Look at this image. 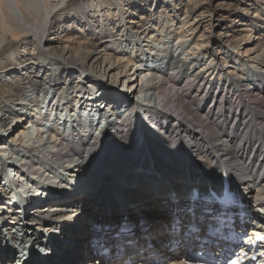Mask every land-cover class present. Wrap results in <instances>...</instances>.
<instances>
[{"label":"bare ground","instance_id":"obj_1","mask_svg":"<svg viewBox=\"0 0 264 264\" xmlns=\"http://www.w3.org/2000/svg\"><path fill=\"white\" fill-rule=\"evenodd\" d=\"M0 161V264L47 251L48 219L81 225L109 188L127 195L107 211L111 252L81 241L68 264H180L158 203L171 190L143 167L231 172L264 198V0H0Z\"/></svg>","mask_w":264,"mask_h":264},{"label":"rangeland","instance_id":"obj_2","mask_svg":"<svg viewBox=\"0 0 264 264\" xmlns=\"http://www.w3.org/2000/svg\"><path fill=\"white\" fill-rule=\"evenodd\" d=\"M175 57L177 58L178 55L175 56ZM176 58H175V59H176ZM145 71H146V70H145ZM146 72H147V71H146ZM102 126H103V125H102ZM102 126H101V129H103V127H104V126H103V127H102ZM101 129H100V130H101ZM100 130H99L98 132H96L95 135H97V134L100 132ZM170 135H172V133H171ZM171 138H172V136H171ZM92 141H93V139H92ZM92 141H91V142H92ZM92 152H93V150H92ZM93 153H94V152H93ZM81 154H82V153H81ZM83 155H84V153H83ZM88 155H89V157L92 156V155L89 154V153H88ZM239 160H241V159L239 158ZM0 162H1V161H0ZM1 165H2V163H0V166H1ZM127 178H130V179H131V177L128 176V175H127L126 179H127ZM133 183H134V182H130L129 184L132 185ZM129 187H130V186H129ZM131 189H132V191H133L132 194H135V192H136V194L144 193V192H145V191H144L145 189H139V187H137V188L131 187ZM108 191H110V190H108ZM115 194H116V193H115ZM119 194H120V195H124L123 193H119ZM132 194H131V196L133 197V199L137 200L138 198L136 199V197H134ZM125 196H127V195H125ZM155 197H156V196H155ZM140 199H141V198H140ZM144 207H146V206H144ZM145 209H146V208H145ZM51 211H54V210H51ZM159 211H160V209H159ZM47 223H48L49 226H47L46 229L42 231V233L45 232V233H44L45 235H46V234H51V235H53L52 232H51V231H53V229H52L51 227H54V226L52 225V224H54V223L51 224V222L49 221V219H48ZM12 224H13V225H16V224H17V223H16V220H11L10 225H12ZM61 241H62V240H61ZM61 241H57V244H59V242H61ZM55 243H56V242H55ZM45 252H46V251H45ZM32 254H33V252H32Z\"/></svg>","mask_w":264,"mask_h":264}]
</instances>
